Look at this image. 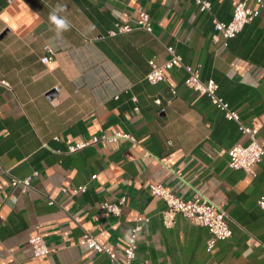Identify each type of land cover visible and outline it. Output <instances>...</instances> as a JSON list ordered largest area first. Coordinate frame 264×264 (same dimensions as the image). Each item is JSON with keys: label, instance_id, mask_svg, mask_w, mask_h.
Segmentation results:
<instances>
[{"label": "crops", "instance_id": "obj_1", "mask_svg": "<svg viewBox=\"0 0 264 264\" xmlns=\"http://www.w3.org/2000/svg\"><path fill=\"white\" fill-rule=\"evenodd\" d=\"M208 1L202 12L196 0H0V81L11 86L0 84V164L33 186L13 188L0 172V264H113L80 246L86 232L123 262L140 217L149 221L133 264H264V157L255 176L229 167V151L249 139L185 85L183 68L158 85L146 80L150 60L165 63L173 46L264 144V14L224 46L213 21L229 23L240 0ZM58 4L71 23L60 37L49 20ZM141 13L152 33L136 27ZM118 26L134 30L119 34ZM47 46L51 65L41 61ZM118 132L138 147L120 141L67 153ZM152 183L186 203L208 199L233 236L209 251L207 228L181 214L166 225L168 207ZM81 186L86 192L73 195ZM121 198V216L101 211ZM38 234L48 256L33 253L29 239Z\"/></svg>", "mask_w": 264, "mask_h": 264}, {"label": "built area", "instance_id": "obj_2", "mask_svg": "<svg viewBox=\"0 0 264 264\" xmlns=\"http://www.w3.org/2000/svg\"><path fill=\"white\" fill-rule=\"evenodd\" d=\"M196 3L202 12L210 11L212 9V4L208 0H196ZM250 3L251 0H240L235 8L233 18L229 23L220 22L218 20L213 21L214 31L217 36L222 37L224 40V46H227L230 40L236 38L248 24L264 14V0H255V7H252ZM136 27L152 33L150 15L147 13H141ZM132 30H134V28L130 26H118L117 33L125 34ZM117 33H113V36ZM45 51L46 55L41 61L45 65H51L54 60L53 50L47 46ZM166 52L169 55V59L165 63L159 64L155 59L150 60V72L146 77L148 83L151 85H158L167 80V72L175 68H183L187 73L185 85L194 92L207 96L211 103L224 113L227 120L237 123L241 134L247 136L249 139V144L247 146L237 145L229 151V167L232 170L244 171L247 174L255 176L256 166L264 157V144L258 140L259 131L242 124L238 113L232 110L230 104L219 96V85L214 80L206 82L202 80L200 67L186 65L183 58L177 53L173 46H167ZM0 84L11 89V86L5 81H0ZM172 93L173 95H176L175 90H172ZM157 103L161 105L160 101H157ZM120 141H127L134 147H138V141L134 136L128 133L118 132L112 135L97 136L91 140L76 143L75 145L69 146L67 153L72 154L87 147L96 146L100 143L111 145ZM146 156H148V154H146ZM0 172L11 179V186L13 188L22 187V190L25 193L33 189L32 177L26 179L16 178L9 170L4 169L1 164ZM36 175L37 173L34 174V176ZM149 189L152 196L162 199L168 207V211L165 213L166 225L170 226L173 224L175 215L181 214L190 221L207 228L211 235L207 241V248L209 251H212L215 248L217 242L227 241L233 236V232L228 224L227 214L220 211L208 199L202 196H197L192 202L186 203L176 196L171 188L164 186L161 183H152L149 186ZM86 190L87 187L81 186L73 189L72 194L78 195L80 193H85ZM63 192L67 193L68 190L63 189ZM125 203L126 198H121L116 203L104 202L100 205V209L106 215L119 217L123 212V206ZM260 204L264 207V198H262ZM148 221V219L141 217L137 219V223L132 228L128 243L124 249L125 260L123 262L118 259L114 252H112L107 246L99 243L96 238L88 232L85 233L80 242V246L97 253L106 254L113 264H133V261L136 258L138 241L143 230L142 223H147ZM29 244L36 257H45L51 253L50 248L40 234L30 238Z\"/></svg>", "mask_w": 264, "mask_h": 264}, {"label": "clouds", "instance_id": "obj_3", "mask_svg": "<svg viewBox=\"0 0 264 264\" xmlns=\"http://www.w3.org/2000/svg\"><path fill=\"white\" fill-rule=\"evenodd\" d=\"M62 11H64V6L58 4L49 14V20L51 24L55 26L57 37H60L63 32L68 31L71 28L70 21H68L66 17H62L58 14Z\"/></svg>", "mask_w": 264, "mask_h": 264}]
</instances>
